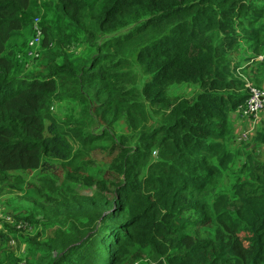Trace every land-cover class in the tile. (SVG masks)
Masks as SVG:
<instances>
[{
    "label": "trees",
    "instance_id": "16d2710c",
    "mask_svg": "<svg viewBox=\"0 0 264 264\" xmlns=\"http://www.w3.org/2000/svg\"><path fill=\"white\" fill-rule=\"evenodd\" d=\"M262 50L264 0H0V181L39 208L0 264H264V125H232Z\"/></svg>",
    "mask_w": 264,
    "mask_h": 264
},
{
    "label": "rangeland",
    "instance_id": "374dc122",
    "mask_svg": "<svg viewBox=\"0 0 264 264\" xmlns=\"http://www.w3.org/2000/svg\"><path fill=\"white\" fill-rule=\"evenodd\" d=\"M33 23H34V34L29 38L28 46L31 47L33 49V51H35L36 48L38 47L37 45L39 44V42L37 43L34 40L36 37L39 38V34L36 35L38 30H40L38 28L39 19L35 18L33 20ZM40 38H41V31H40ZM31 42L33 43L32 45H31ZM263 52H264V50H262L259 53H263ZM259 53H257V54H259ZM262 66L264 67L263 63H262ZM259 73L260 74L250 72L249 74H244V79L246 81L247 88H248V85H250V87H256V88H258L264 92V74H263V72H259ZM67 88H68V92L70 95H72V96L75 95L76 100L68 99L66 103H63L64 105L61 107V109L63 108L65 110H66L69 102H74V101L80 100V96L78 95V91L74 90V87L72 85H69V87H67ZM194 90H195L194 86L193 87H191V86H184V87L178 86V87L171 88V91H169V95H171V96H173V95H189ZM52 107H53L52 108L53 113H55L59 117H64L63 110H58V104H53ZM83 107H86V105L83 104ZM232 123H233L232 124L233 129H234V135L233 136L235 137L237 142L235 140L234 141L236 143H241V142L250 143V139L253 136L254 132L260 126L264 125V101H263V105L260 108V110L257 111L256 113L250 115V116L239 115L238 113L233 114ZM241 129L248 130L250 133V137L245 139L244 141L239 142L237 137H238V133ZM242 144H244V143H242ZM94 152H95L94 157H95V160L97 162L100 159L104 158V155L99 150H96ZM33 173H35V172H33ZM33 173L14 172V175L19 176L21 179H24L27 182L38 181L37 177L34 176ZM59 182L62 183L63 187H68L73 191L78 190L79 192H84V193H90V191H91L90 189H88V190L81 189L80 186L75 185V184L74 185L70 184L63 179H59ZM12 185H14V186L18 185V183L16 181H13L12 178H7L6 181H0V229L4 223H7L6 220L8 218L4 216V213H9L12 216V214L15 215L14 212H22L23 215H25L27 213L30 214L31 212L35 213L34 209L39 210L38 207L32 208L28 203L22 202L20 197H18V195H21L22 190H16V189H14V186H12ZM20 185H21V187H24L23 184H20ZM38 214L44 215L42 212H39V211H38Z\"/></svg>",
    "mask_w": 264,
    "mask_h": 264
},
{
    "label": "built area",
    "instance_id": "2783aa9c",
    "mask_svg": "<svg viewBox=\"0 0 264 264\" xmlns=\"http://www.w3.org/2000/svg\"><path fill=\"white\" fill-rule=\"evenodd\" d=\"M38 34H39V38L36 37L34 39L35 42L37 43L40 40V30H38L36 35ZM32 44L33 43L31 42V45ZM250 62H258L264 64V52L259 53L254 57H252V59H250ZM263 101H264V92L256 87H250V85H248V97L246 101L238 107L237 113L239 115L250 116L260 110V108L263 105ZM249 137H250L249 131L246 129H241L238 133L237 139L239 141L241 140L244 141Z\"/></svg>",
    "mask_w": 264,
    "mask_h": 264
}]
</instances>
